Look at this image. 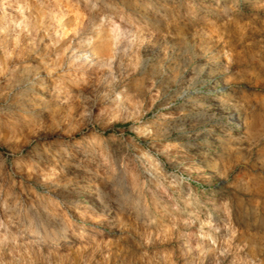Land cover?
Returning a JSON list of instances; mask_svg holds the SVG:
<instances>
[{
    "label": "clouds",
    "instance_id": "1",
    "mask_svg": "<svg viewBox=\"0 0 264 264\" xmlns=\"http://www.w3.org/2000/svg\"><path fill=\"white\" fill-rule=\"evenodd\" d=\"M0 264H264V0H0Z\"/></svg>",
    "mask_w": 264,
    "mask_h": 264
}]
</instances>
